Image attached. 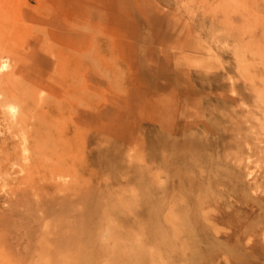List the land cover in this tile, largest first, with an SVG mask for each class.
<instances>
[{"label":"rangeland","instance_id":"rangeland-1","mask_svg":"<svg viewBox=\"0 0 264 264\" xmlns=\"http://www.w3.org/2000/svg\"><path fill=\"white\" fill-rule=\"evenodd\" d=\"M0 16V77L26 121L54 102L56 133L88 137L39 156L54 162V198L40 196L48 176L12 153L20 134L7 128L24 110L0 91V209L23 204L6 236L74 238L73 264H264V0H0ZM152 128L192 140L185 173L160 166L170 152L154 167ZM125 237L176 243L145 246L138 262L95 255Z\"/></svg>","mask_w":264,"mask_h":264},{"label":"bare ground","instance_id":"bare-ground-1","mask_svg":"<svg viewBox=\"0 0 264 264\" xmlns=\"http://www.w3.org/2000/svg\"><path fill=\"white\" fill-rule=\"evenodd\" d=\"M1 23L2 19L0 16V24ZM84 59L85 58L83 54H81L78 70L81 73L79 74V76L82 83L85 81L86 73ZM7 68V63L5 61H1L0 73L5 72ZM51 78L54 82V62L53 70L50 74V80ZM0 91H2L5 96V99L2 102L4 107L7 104H10V102H13L18 103L21 109L24 110L21 113V116L17 118L12 117L10 123L7 126L8 130H10V133H15L17 131V133L20 134L19 145L16 146L15 144H12L14 147H16V149H14L12 153L15 156H17L19 153H22V156L25 157L27 161L28 169H30L31 171H39L43 175L48 176L45 179L42 187L39 188L38 194L42 197H50L53 199L54 162H52L51 164H46V160H42L41 162L39 156H49L51 158V155L53 156L54 154V148L57 145H60V150L62 152H66L68 154L73 153V147L77 144L75 143V141H80V143L84 145L88 142V137L86 136L84 130H80L78 133L74 132V130L65 125V123H61L65 126H60L61 129L59 133H56L57 122L54 121V117H56L54 115V102H51V109L45 113V116H43V118H39L36 116L33 117V121L27 122L26 103L18 94V92L9 87L1 77ZM23 93H26L25 96L27 97V100L31 102V96L32 94H34V90L24 89ZM84 96L85 95L83 92L78 94V98H80L82 101H84L85 99ZM65 113L68 114V112ZM182 131L186 132V129H183ZM57 134L60 135L55 137V135ZM174 135H176V133H172V136ZM180 135L184 136L182 142L179 145L174 146L169 143L170 136L168 134L161 133L159 130L152 128L151 159L154 167L157 166V161L159 160L160 152L162 151L164 154L168 152L174 154V164L172 163L170 164V166H168L165 161H162L160 163V166H164L163 168H167L169 171L170 168L172 169V166L177 165L179 170L183 171L184 173L188 168H190L188 158L191 159L192 150L194 149L193 142L192 140L188 139L189 137H187L186 135ZM3 138V140H7L5 136ZM85 167L86 164L84 158L83 162L81 163V171L84 172ZM83 172H77L73 176L78 184L84 182V180L82 179ZM167 180H169V177L167 178ZM22 205L20 203L17 204V206L9 205L8 209H0V264H73L70 262V260L63 259V254L69 251L76 250L80 246V242L74 244V238H61L53 240L51 242L42 240V242L36 245L35 242H37L38 238L36 241H33L32 237H26L21 228L15 229L14 234L9 233V237L6 236L7 231L9 232V230H7V228L4 226L3 219L8 216H16L15 211L23 208ZM37 208L41 211L43 216H46L47 214L49 215L48 208ZM119 240H121V242H119ZM102 242H105L106 245L101 249L96 250L95 255L106 257L119 255L120 253H122L120 255L125 256L124 261L126 263H130L132 262V260L135 262L140 261V257L144 256V251L142 248H144L145 246L168 253L171 250V244L176 243L168 239L158 240L157 238L136 242L129 237H125L124 239H106ZM184 256V260H182L181 262L188 260L185 254ZM189 262L192 263L191 260H189ZM160 264L164 263L161 262ZM234 264H246V261L238 260Z\"/></svg>","mask_w":264,"mask_h":264}]
</instances>
